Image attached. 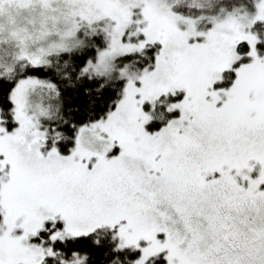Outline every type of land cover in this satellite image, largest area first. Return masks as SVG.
<instances>
[{
    "label": "snow or ice",
    "instance_id": "6c2138e0",
    "mask_svg": "<svg viewBox=\"0 0 264 264\" xmlns=\"http://www.w3.org/2000/svg\"><path fill=\"white\" fill-rule=\"evenodd\" d=\"M0 88V264H264V0H0Z\"/></svg>",
    "mask_w": 264,
    "mask_h": 264
},
{
    "label": "trees",
    "instance_id": "16d2710c",
    "mask_svg": "<svg viewBox=\"0 0 264 264\" xmlns=\"http://www.w3.org/2000/svg\"><path fill=\"white\" fill-rule=\"evenodd\" d=\"M5 95V90L3 88H0V101L3 100ZM67 102L69 104H77L80 105L82 108L88 107L89 98L83 94H76L72 93L67 97Z\"/></svg>",
    "mask_w": 264,
    "mask_h": 264
}]
</instances>
